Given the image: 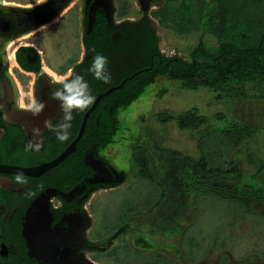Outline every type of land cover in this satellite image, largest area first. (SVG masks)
I'll list each match as a JSON object with an SVG mask.
<instances>
[{
    "label": "flooded vegetation",
    "instance_id": "1",
    "mask_svg": "<svg viewBox=\"0 0 264 264\" xmlns=\"http://www.w3.org/2000/svg\"><path fill=\"white\" fill-rule=\"evenodd\" d=\"M165 1L0 0V264H151L157 255L162 262L161 245L143 241L137 232L143 227L132 218L115 234L93 231L102 216L97 193L123 178L105 150L118 157L133 140L123 111L168 76L151 78L157 64L188 60L163 50V17L156 22L153 12ZM96 55L107 59L101 73L107 83L89 70ZM77 75L95 100L83 111L69 109L73 119L67 120L54 93L60 81ZM41 103L34 114L33 105ZM85 117L81 138L62 161L36 175L19 171L59 157ZM123 125L122 142L116 134ZM17 174L27 183H16ZM148 247L154 255L145 253Z\"/></svg>",
    "mask_w": 264,
    "mask_h": 264
},
{
    "label": "rangeland",
    "instance_id": "2",
    "mask_svg": "<svg viewBox=\"0 0 264 264\" xmlns=\"http://www.w3.org/2000/svg\"><path fill=\"white\" fill-rule=\"evenodd\" d=\"M258 3L166 0L153 12L156 22L163 17V50L191 60L200 42L208 50L225 40L254 43L264 33ZM192 107L211 119L200 130L181 129L177 115ZM218 112L225 119L216 118ZM123 113L133 140L118 157L105 150L123 178L97 193L102 216L94 235L115 234L132 218L143 227L137 230L143 241L161 245L160 264H264V99H227L208 87L182 91L178 80L163 76ZM235 120L255 129L240 144L221 130ZM124 135L123 125L116 139L123 142ZM130 209L152 213L138 216ZM157 256L151 264H159Z\"/></svg>",
    "mask_w": 264,
    "mask_h": 264
},
{
    "label": "trees",
    "instance_id": "3",
    "mask_svg": "<svg viewBox=\"0 0 264 264\" xmlns=\"http://www.w3.org/2000/svg\"><path fill=\"white\" fill-rule=\"evenodd\" d=\"M258 1L257 6H264V0ZM250 36L251 30L250 34L243 33V38ZM243 44L225 40L216 50H208L200 42L193 50L191 60L171 59L168 65L162 67L157 64L151 78L158 74L168 75L179 81L182 91L208 87L227 99H264V33L254 43ZM248 86L250 91H246ZM215 117L225 119L221 112L216 113ZM210 119L198 107H192L177 115L179 127L193 131L203 128ZM221 130L235 144H240L255 133L254 127L243 120L229 121Z\"/></svg>",
    "mask_w": 264,
    "mask_h": 264
},
{
    "label": "clouds",
    "instance_id": "4",
    "mask_svg": "<svg viewBox=\"0 0 264 264\" xmlns=\"http://www.w3.org/2000/svg\"><path fill=\"white\" fill-rule=\"evenodd\" d=\"M107 64V59L102 55H96L93 58V63L90 67V71L94 74V77L97 80H103L107 83V80L101 76L102 71ZM62 87L55 90L54 98L60 100L61 109L64 111V118L67 120H72L73 117L68 114L69 109H79L83 111L84 109L88 108L95 100V97L90 95L88 91V84L83 80L82 76H75L74 79L71 80H64L60 81ZM44 105L37 104L33 105V112L34 114H39L42 111ZM46 127L51 128L52 125L50 121H45ZM69 125H64L63 127H68ZM57 138L61 141H64L68 138L67 134L60 135L57 133ZM28 147H32L30 144ZM37 150L39 145L36 146ZM15 182L20 184H26L27 180L23 177L22 174H17L15 177Z\"/></svg>",
    "mask_w": 264,
    "mask_h": 264
},
{
    "label": "water",
    "instance_id": "5",
    "mask_svg": "<svg viewBox=\"0 0 264 264\" xmlns=\"http://www.w3.org/2000/svg\"><path fill=\"white\" fill-rule=\"evenodd\" d=\"M105 93H107V92H105ZM105 93L100 94L98 96L95 104L97 103V101L99 100V98H101V96H103ZM86 117H87V115H86ZM86 117H85V120L83 122L82 129H81L79 135L77 136V138L66 148L65 151H63V153L59 157L53 159L52 161H50L48 163L42 164V165H40L38 167H35V168H22L19 171L20 172H23V173H28V174H34V175H36V174L42 173L43 171L47 170L51 166H54V165L58 164L60 161H62L66 156H68L75 149V146L77 144V141L82 136L83 129H84V125H85V122H86Z\"/></svg>",
    "mask_w": 264,
    "mask_h": 264
}]
</instances>
